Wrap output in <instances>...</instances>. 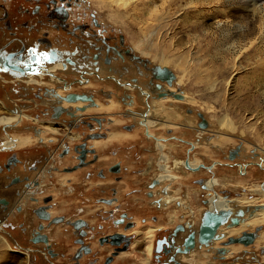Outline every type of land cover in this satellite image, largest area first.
Segmentation results:
<instances>
[{
    "label": "flooded vegetation",
    "instance_id": "obj_1",
    "mask_svg": "<svg viewBox=\"0 0 264 264\" xmlns=\"http://www.w3.org/2000/svg\"><path fill=\"white\" fill-rule=\"evenodd\" d=\"M78 3L0 0V129L7 133L0 144V175L12 182L0 201V230L11 231L9 237L0 233L1 242L7 249L10 245L9 250L22 264H41L42 259L50 257L57 264H174L172 258L180 259L177 249L182 247L184 237L198 229L192 221L182 222L181 213L178 219L176 208H182V195L169 185H175L176 175L153 174L144 166L130 172L124 160L105 169L93 143L108 137L102 130L106 117L103 113L80 116L78 108L88 107L86 102L65 105L71 94L92 97L94 100L87 102L91 106L108 105L116 97L120 107L110 117L111 123H116L117 115H152L158 106L153 101L163 98L160 95L166 82L157 78L159 68L152 80L150 63L134 52L126 37L97 13L79 8ZM109 84L116 87V93L107 87ZM87 87L93 90L87 92ZM99 94L109 96L111 101L98 103ZM13 113L29 116H23L20 125L13 122ZM71 113L78 116L62 127L53 119L44 125L56 123L62 131L55 133L63 135L60 139L51 135L48 141L37 144L21 143L28 136L22 131L32 127L31 120L35 123L41 115L56 119ZM156 123L163 125L160 120ZM136 124L123 127L133 131ZM45 127L36 128L30 135L38 138ZM75 130L85 132V139L75 142L71 136ZM14 138L20 139L18 145H12ZM167 164L163 162L162 168L167 169ZM53 170H62L63 175L56 176ZM147 176L150 180H142ZM51 177L54 184L57 180L68 188L62 193L68 198L57 206L52 190L59 187H48L49 192L41 197L38 194L45 180L53 184ZM198 181L206 183L204 178ZM150 199L153 208L166 213L164 219L147 206ZM103 216L105 220L101 221ZM148 216L157 224L163 221L149 225L155 227L150 256V242L139 239V233L145 235L149 226L142 227L136 221L140 217L147 223ZM104 222L116 228L106 231Z\"/></svg>",
    "mask_w": 264,
    "mask_h": 264
},
{
    "label": "rangeland",
    "instance_id": "obj_2",
    "mask_svg": "<svg viewBox=\"0 0 264 264\" xmlns=\"http://www.w3.org/2000/svg\"><path fill=\"white\" fill-rule=\"evenodd\" d=\"M77 6L87 12L97 13L104 23L113 25L119 33L123 34L134 52L150 63L152 72L149 75L152 80L155 79L154 74L157 68L164 66L170 68L176 74V80L171 86L165 81L164 89H173L172 92L184 96V99L169 96L159 98L160 101H153L154 104L159 102V107L166 112L163 119L175 122L174 125L162 123L163 125L160 126L159 123L156 124L155 121L160 117L155 112L150 115L152 119L150 121L144 120L142 114L135 116V119L133 116L117 115L115 116L116 123H111L110 117L114 115L106 113L103 109L99 110L98 113H103L102 116L107 119L102 130L108 134L107 148L98 152L101 156L100 164L108 170L109 166L117 160H124L128 164L130 172L141 166H144L146 170L149 169V172L153 174L162 171L172 172L176 175V183L174 186L169 182L167 184L172 189H176L178 195H182V208L180 210L176 208L178 219L179 213L182 214V222L193 221L195 216L199 217L201 221L200 217L209 208L205 200L211 196L219 195L221 199L228 198L230 202L232 199L243 197L249 201H255L251 205L245 204L240 208L264 204V0H79ZM152 6L158 8L153 9ZM149 9L154 13H151ZM110 14H117L116 22L109 20L108 15ZM228 36L230 37L228 38ZM141 40L144 43L143 47L147 48L146 50L149 52L159 54V56L165 54L164 56L171 61L170 64L153 61L150 56L143 54L142 50L135 46V43L141 42ZM179 45L180 47H178ZM227 80L228 82H226ZM96 84L106 87L107 83ZM107 87H111L112 92L116 93V87L114 89L111 84ZM86 90L88 92L93 89L87 87ZM118 93L121 94V91L119 90ZM112 99H116V97ZM109 101L111 98L105 95L98 96L97 99L98 103H108ZM86 104L90 105L87 102ZM141 105L144 106V104ZM167 106L169 107L167 108ZM156 108H158L157 105ZM140 109L144 110V108ZM40 117H38L40 120L37 119L35 123L31 120L32 127L23 129L22 133L35 134L36 128L44 127L49 119L55 120L60 127L63 126V123L66 124L74 119L71 114H64L56 119L50 115H41ZM221 118L225 119V123L228 122L230 127L222 125ZM134 120L138 122L136 129L125 130L124 124L135 122ZM83 129L90 130L88 127ZM43 130L42 139L39 141H48L51 135L54 139H60L63 136L59 133L53 134V131L48 128ZM75 132L79 133L75 142L85 139L83 136L85 132L79 130H75ZM6 135L7 133L0 129V144L4 142L3 138ZM126 140L127 142H124ZM88 142L89 145L93 143L92 140ZM160 145L164 146V149H161ZM238 147H241L240 154L231 160L230 152ZM72 152L75 153V150L72 149ZM187 160L194 164L188 166ZM166 161L167 169H162V164ZM59 168L61 169V167ZM53 173L54 175L58 173L56 176L63 175L62 170H53ZM4 178L0 175V201L3 200L6 186L12 185V182H6ZM200 178L206 179L205 185L199 184ZM50 179L53 182L52 177ZM142 180H150V177H142ZM49 182L48 179L43 182L45 189L42 188L38 194L41 197L45 192H49L48 187H59L57 190H52L55 196L54 205L57 206L68 198V196L62 195L64 189L68 190V188L61 186L57 180L55 184V181L53 184ZM152 200L146 201L147 206L155 211L161 219H164L166 213L157 210L156 207L153 208ZM248 216L247 218L251 219ZM146 218L148 219L147 223H144L140 217H136V221L142 227L149 226L151 223L157 224L151 216ZM102 220H105L104 216L101 218ZM104 225L106 231L116 228L110 222L109 224L104 222ZM236 227L239 229L237 234L216 240L210 247L198 245L190 254H181L179 261L182 264H264V218L253 229L247 227L245 230L240 228L241 226ZM244 232H253L256 235L255 241L249 245L229 244L230 237L242 236ZM0 233L9 237L11 231L3 228ZM9 246L7 249L0 243V264L24 263L15 255V252L9 250ZM226 246L231 249L227 250ZM13 248H18V246L13 244ZM41 261V264H57L51 257Z\"/></svg>",
    "mask_w": 264,
    "mask_h": 264
},
{
    "label": "bare ground",
    "instance_id": "obj_3",
    "mask_svg": "<svg viewBox=\"0 0 264 264\" xmlns=\"http://www.w3.org/2000/svg\"><path fill=\"white\" fill-rule=\"evenodd\" d=\"M126 1H128V0H126ZM143 1V0H142ZM166 1V0H165ZM190 1V0H189ZM225 1V0H224ZM259 1H261V0H259ZM197 2H199V1H197ZM235 2V1H234ZM130 3V2H129ZM136 3V2H135ZM138 3V2H137ZM168 3V2H167ZM170 3V2H169ZM180 3V2H179ZM186 3H188V2H186ZM254 3V2H253ZM170 5V4H169ZM173 5V4H172ZM185 5V4H184ZM250 5V4H249ZM248 5V6H249ZM156 6V5H155ZM186 6V5H185ZM197 6V5H196ZM195 6V7H196ZM251 6V5H250ZM150 7V6H149ZM171 7H173V6H171ZM170 7V8H171ZM181 7V6H180ZM151 8V7H150ZM152 8H153V6H152ZM156 8H158V7H156ZM156 8H153V9H156ZM160 8V7H159ZM168 8V7H167ZM152 9V10H153ZM169 9V8H168ZM150 10V9H149ZM165 10V9H164ZM176 10V9H175ZM185 10V9H184ZM258 10V9H257ZM151 11V10H150ZM166 11H168V10H166ZM171 11V10H170ZM169 11V12H170ZM183 11V10H182ZM187 11V10H186ZM191 11V10H190ZM160 12V11H159ZM109 13H111V12H109ZM151 13H154V12H152L151 11ZM156 13V12H155ZM163 13V12H162ZM168 13V12H167ZM174 13V12H173ZM185 13H188V12H185ZM190 13V12H189ZM218 13V12H217ZM149 14V13H148ZM166 14V13H165ZM165 14H163V15H165ZM177 14V13H176ZM193 14V13H192ZM191 14V15H192ZM212 14V13H211ZM195 15V14H194ZM238 15V14H237ZM254 15V14H253ZM109 16V20L110 21H114V22H116L117 21V14H115V15H113V14H110V15H108ZM162 16V15H161ZM230 16H231V14H230ZM178 17V16H177ZM192 17V16H191ZM229 17V16H228ZM173 18V17H172ZM193 18V17H192ZM230 18V17H229ZM233 18V17H232ZM235 18V17H234ZM239 18V17H238ZM253 18V17H252ZM159 19V18H158ZM221 20V19H220ZM227 20V19H226ZM244 20V19H243ZM243 20H241L242 21V23H243ZM252 20V19H251ZM154 21V20H153ZM156 21V20H155ZM182 21V20H181ZM185 21V20H184ZM222 21V20H221ZM246 21V20H245ZM249 21V20H248ZM236 22H238V21H236ZM186 23V22H185ZM221 23H223V21L221 22ZM235 23V22H234ZM250 23V22H249ZM259 23V22H258ZM160 24V23H159ZM170 24V23H169ZM189 24V23H188ZM239 24V23H238ZM263 24V23H262ZM172 25V24H171ZM170 25V26H171ZM229 25H231V24H229ZM235 25V24H234ZM242 25V24H241ZM174 26V25H173ZM173 26H172V28H173ZM251 26V25H250ZM254 26V25H253ZM252 26V27H253ZM222 27H224V26H222ZM244 27H245V25H244ZM249 27V25L247 26V28ZM233 28V27H232ZM246 28V29H247ZM198 29V28H197ZM238 29V28H237ZM252 29V28H251ZM263 29V28H262ZM171 30V29H170ZM169 30V31H170ZM186 30V29H185ZM244 30V29H243ZM253 30V29H252ZM184 31V30H183ZM245 31V30H244ZM262 31V30H261ZM260 31V33H262ZM151 32V31H150ZM156 32V31H155ZM160 32V30L158 29V33ZM189 32V31H188ZM234 32V31H233ZM236 32H238V31H236ZM252 32V31H251ZM257 32H259V31H257ZM256 32V33H257ZM186 33V32H185ZM196 33V32H195ZM229 33H230V31H229ZM161 34V33H160ZM163 34V33H162ZM235 34V33H234ZM234 34H233V36H234ZM244 34V33H243ZM231 35V34H230ZM241 35V34H240ZM246 35V34H245ZM257 35V34H256ZM150 36H152V34H150ZM154 36V35H153ZM164 36V35H163ZM172 36V35H171ZM176 36V35H175ZM196 36V35H195ZM237 36H238V34H237ZM242 36V35H241ZM247 36H248V34H247ZM255 36V35H254ZM161 37V36H160ZM230 36H228V38H229ZM231 37H232V35H231ZM245 37V36H244ZM253 37V36H252ZM262 37H263V35H262ZM151 39H152V37H150ZM188 38V37H187ZM149 39V37L147 38V40ZM157 39H158V37H157ZM161 39V38H160ZM176 39V38H175ZM196 39V38H195ZM233 39V38H232ZM242 39H243V37H242ZM247 39V38H246ZM248 39H250V38H248ZM247 39V40H248ZM252 39V38H251ZM172 40V39H171ZM174 40V39H173ZM180 40V39H179ZM179 40H177L178 42H179ZM182 40V39H181ZM189 40V39H188ZM197 40V39H196ZM138 41V40H137ZM140 41V40H139ZM195 41V40H194ZM228 41H229V39H228ZM239 41V40H238ZM245 41V40H244ZM150 42V41H149ZM170 42V41H169ZM177 42V43H178ZM181 42V41H180ZM249 42V41H248ZM253 42V41H252ZM262 42V41H261ZM175 43V42H174ZM195 43V42H194ZM197 43V42H196ZM239 43V42H238ZM241 43H243L242 41H241ZM250 43V42H249ZM248 43V44H249ZM157 44V43H156ZM160 44H162V43H160ZM180 44V43H179ZM143 45H144V43H143V41L141 40V42H136L135 43V46L137 47V48H139V49H141L142 50V52H143V54H146V55H148V56H150L151 58H152V60L153 61H156V62H160V63H162V64H166V65H168V64H170V60L168 59V58H166V56H159V54L157 55V54H153L152 52H149L148 50H146L144 47H143ZM167 45V44H166ZM181 45H183V44H181ZM262 45H263V43H262ZM161 46V45H160ZM242 46V45H241ZM241 46H240V48H241ZM258 46V45H257ZM257 46H255V47H257ZM148 47V46H147ZM178 47H180V45L178 46ZM195 47V46H194ZM236 47V46H235ZM244 48H245V45L243 46ZM166 48V47H165ZM231 48V47H230ZM192 49H194V48H192ZM239 49V48H238ZM163 50V47L161 48V51ZM151 51V50H150ZM159 51V50H158ZM235 51V50H234ZM237 51V50H236ZM245 51V50H244ZM255 51V50H254ZM239 52V51H238ZM235 53V52H234ZM237 53V52H236ZM249 54H251L250 52H248ZM262 53V52H261ZM160 54H161V52H160ZM255 54V53H254ZM257 55V54H256ZM259 56V55H258ZM236 62V61H235ZM231 65V64H230ZM222 66V65H221ZM224 66V65H223ZM190 67V66H189ZM221 68V67H220ZM206 69V68H205ZM223 69V68H222ZM215 70H216V68H215ZM240 70V69H239ZM236 72V71H235ZM234 72V73H235ZM239 72V71H238ZM199 73V72H198ZM201 73V72H200ZM199 73V74H200ZM213 73V72H212ZM218 73V72H217ZM210 74V73H209ZM207 75V74H206ZM261 75V74H260ZM214 76V75H213ZM226 76V75H225ZM224 76V77H225ZM262 76V75H261ZM205 77H207V76H205ZM216 77V76H215ZM254 78V77H253ZM256 78V77H255ZM260 78V77H259ZM258 78V79H259ZM205 79V78H204ZM176 80V79H175ZM174 80V81H175ZM214 80H216V79H214ZM219 80H220V78H219ZM160 82V81H159ZM216 82V81H215ZM226 82H228V80L226 81ZM174 83V82H173ZM189 84V83H188ZM173 85V84H172ZM220 86V85H219ZM231 86V85H230ZM165 87H166V85H165ZM168 87V86H167ZM257 87V86H256ZM193 88V87H192ZM173 89H170L169 91H172ZM223 90V89H222ZM191 91V90H190ZM186 96V95H185ZM193 96V95H192ZM191 98V97H190ZM174 99V98H173ZM184 99V98H183ZM187 99V98H186ZM194 99V98H193ZM132 100V99H131ZM157 100H159V99H157ZM160 101V100H159ZM162 102H164V101H162ZM168 102H169V100H168ZM187 102V101H186ZM1 103V102H0ZM101 103V102H100ZM98 104V103H97ZM157 104H158V106H159V103L157 102ZM65 105H84V102L83 101H78V102H66V104ZM87 105V104H86ZM170 105V104H169ZM172 105V104H171ZM95 106V107H94ZM120 107V104L117 102V101H115V99L114 100H112V102H110V104H108V105H106V104H103V103H101V104H98L97 106L96 105H88V107H86V110L84 111V112H82V111H80V116H83L84 114H89V115H93V114H99L98 112H99V110H101V109H103V110H105V112L106 113H108V114H113L114 112H115V110H117L118 108ZM131 107V106H130ZM166 107V106H165ZM169 106H167V108H168ZM136 109V108H135ZM164 109V108H163ZM174 109V108H173ZM124 110V109H123ZM122 110V111H123ZM156 113H157V115H159V119L157 118V121L158 120H160L163 124H165V125H170V124H176L175 122H172V121H170V120H165V119H163V117H164V114L166 113L165 111H163L160 107H158V108H156ZM169 110V109H168ZM173 111V110H172ZM78 112V111H77ZM133 112V111H132ZM177 112V111H176ZM136 113V112H135ZM152 113V112H151ZM155 113V114H156ZM169 113V112H168ZM101 114V113H100ZM126 114V113H125ZM137 114V113H136ZM139 114H141V113H139ZM174 114V113H173ZM134 115V114H133ZM12 120H13V122H16L17 124H20V123H23V116H29V115H27V114H22V113H13L12 115ZM142 116L144 117V120H146V121H150V120H152L151 119V117H150V115H148V114H142ZM131 117V116H130ZM162 118V119H161ZM165 118V117H164ZM224 118V117H223ZM134 119H135V117H134ZM155 121V120H154ZM157 121H155V122H157ZM152 122V121H151ZM26 123V122H25ZM140 123V122H139ZM222 125H227L228 127H230V125H228L227 123H225V119H222L221 118V122H220ZM154 124V123H153ZM157 124V123H156ZM21 125V124H20ZM40 125V124H39ZM137 125V124H136ZM45 127V126H44ZM46 127H48V129L50 130V131H53L52 133L53 134H55V133H57V132H61V130L59 129V127H56V123H49L48 125H46ZM45 127V128H46ZM79 134V133H78ZM111 135H113V133H110ZM23 135H26V134H24L23 133ZM71 136H72V138H78V135L76 134V133H73L72 132V134H71ZM151 136V135H150ZM155 136V135H154ZM153 137V136H152ZM157 137V136H156ZM108 138V137H107ZM107 138H105V139H97V140H95L94 141V143H93V145H94V147H96L98 150H103L104 148H107V146H108V139ZM40 139H42V135L41 134H39V136H38V138L37 137H34V136H31L30 134H28V136H24L23 137V140H22V144L23 145H25V144H37V142L40 140ZM159 139V138H158ZM20 142V139L18 138V139H16V138H14L13 140H12V145H18V143ZM162 142H164L163 140H162ZM202 143V142H201ZM163 144V143H162ZM164 146H162V145H160V148L162 149ZM193 147H194V145H193ZM164 149V148H163ZM191 152V151H190ZM104 154V153H103ZM191 156V155H190ZM193 157V156H192ZM167 159V158H166ZM175 161H176V159H175ZM167 162V161H166ZM176 163H177V161H176ZM192 164H194V163H192L190 160H187V165L188 166H190V165H192ZM173 165V164H172ZM163 169V168H162ZM162 173H164L163 171H162ZM181 175V174H180ZM200 188V187H199ZM215 188V187H214ZM264 188V187H263ZM201 189V188H200ZM216 189V188H215ZM204 190V189H203ZM209 191H211V190H209ZM204 192V191H203ZM206 192H207V190H206ZM213 192V191H212ZM214 194V193H213ZM205 197V196H204ZM207 197V196H206ZM231 199V198H230ZM190 200V199H189ZM204 200V199H203ZM253 203H255V201H249V200H247V198H245V197H243V198H237V199H235V200H231V202H230V204H229V206L230 207H232V208H234V209H237V208H240L241 206L243 207L245 204H253ZM263 204V203H262ZM258 205V204H257ZM264 205V204H263ZM207 206V205H206ZM256 216L255 217H252L251 219H247L244 223H242L239 227L240 228H242V229H245L246 230V228L247 227H249V228H251V229H253L257 224H259L260 222H262L263 221V218H264V208L263 209H260L259 211H257L256 212V214H255ZM194 216V215H193ZM201 218V217H200ZM193 225H194V227L195 228H198L199 227V225H200V219H199V217H197V216H195L194 218H193ZM227 225H225V226H222L221 228H220V233H224L226 236H229V235H233V234H237V232H238V230L239 229H237L238 227H232L231 229H227V228H229V227H227ZM155 227H153V226H149L148 227V229H147V231L145 232V235H140V233H139V239H141V240H148L149 242H150V244H148V246H147V250H148V254H149V256H150V254L152 253V248H153V240H154V236H155V229H154ZM244 231V230H243ZM260 236H262V235H260ZM264 237V236H263ZM224 242V241H223ZM222 242V243H223ZM0 243L3 245V246H5L1 241H0ZM216 245V244H215ZM236 245V244H235ZM210 247V246H209ZM227 247V246H226ZM235 247V246H234ZM199 248V247H198ZM212 248V247H211ZM237 248V247H236ZM247 248V247H246ZM208 249V248H207ZM231 249V247H227V250H230ZM209 251H211V250H209ZM224 251V250H223ZM222 251V252H223ZM235 251V250H234ZM202 252V251H201ZM204 253V252H203ZM202 254V253H201ZM207 254V253H206ZM209 254V253H208ZM3 255V254H2ZM192 255V254H191ZM214 255H215V253H214ZM222 255V254H221ZM220 255V256H221ZM212 256V255H211ZM182 257V256H181ZM196 257H197V255H196ZM201 259V258H200ZM210 260V259H209ZM21 261V260H20ZM182 261V260H181ZM200 261V260H199ZM205 261V260H204ZM146 262H148V259H146ZM208 262H210V261H208ZM204 263H206V262H204Z\"/></svg>",
    "mask_w": 264,
    "mask_h": 264
},
{
    "label": "water",
    "instance_id": "obj_4",
    "mask_svg": "<svg viewBox=\"0 0 264 264\" xmlns=\"http://www.w3.org/2000/svg\"><path fill=\"white\" fill-rule=\"evenodd\" d=\"M157 78L162 81H166L171 86L176 79V74L170 68L164 66L159 68V74L157 75ZM159 88L162 89V86ZM160 96L164 98L169 96H174L178 99L184 98L183 95L165 90L164 88L162 89ZM66 100L67 102H89L93 101L94 99L92 97H82L71 94ZM78 110L84 112L86 107H79ZM71 115L73 117L78 116L74 113H71ZM240 149L241 147H238L231 151V160H234L240 154ZM82 158H84V156ZM205 202L209 205V208L203 213L198 229L184 237L182 247L177 249L182 255L190 254L194 249H196L197 244L200 246H210L214 241L226 238L227 236L224 233L219 232L222 226L227 225L229 228L240 226L248 219V215V217L252 218L257 211L264 208V205L261 204L235 210L229 206L230 200L228 198L221 199L219 195L211 196ZM255 239L256 235L253 232H244L242 236L230 237L229 244L243 243L245 245H249L253 243ZM172 260H174V264H182L179 260H176V258H172Z\"/></svg>",
    "mask_w": 264,
    "mask_h": 264
},
{
    "label": "snow or ice",
    "instance_id": "obj_5",
    "mask_svg": "<svg viewBox=\"0 0 264 264\" xmlns=\"http://www.w3.org/2000/svg\"><path fill=\"white\" fill-rule=\"evenodd\" d=\"M33 55H35V53H33ZM44 58H45V59L48 58L47 54H44Z\"/></svg>",
    "mask_w": 264,
    "mask_h": 264
},
{
    "label": "crops",
    "instance_id": "obj_6",
    "mask_svg": "<svg viewBox=\"0 0 264 264\" xmlns=\"http://www.w3.org/2000/svg\"><path fill=\"white\" fill-rule=\"evenodd\" d=\"M87 114V113H86ZM114 134H117V133H114ZM127 142V141H126ZM118 143H123V142H118Z\"/></svg>",
    "mask_w": 264,
    "mask_h": 264
}]
</instances>
